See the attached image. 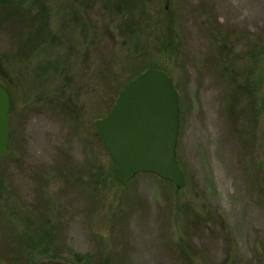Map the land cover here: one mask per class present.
I'll use <instances>...</instances> for the list:
<instances>
[{
	"label": "rangeland",
	"instance_id": "1",
	"mask_svg": "<svg viewBox=\"0 0 264 264\" xmlns=\"http://www.w3.org/2000/svg\"><path fill=\"white\" fill-rule=\"evenodd\" d=\"M19 1L0 264H264V0ZM150 70L179 94L181 190L120 185L95 127Z\"/></svg>",
	"mask_w": 264,
	"mask_h": 264
},
{
	"label": "water",
	"instance_id": "2",
	"mask_svg": "<svg viewBox=\"0 0 264 264\" xmlns=\"http://www.w3.org/2000/svg\"><path fill=\"white\" fill-rule=\"evenodd\" d=\"M10 107V97L0 86V160L9 149ZM179 116V94L173 81L161 71L150 70L121 92L107 117L95 122L120 185L149 173L179 190L185 188L176 151Z\"/></svg>",
	"mask_w": 264,
	"mask_h": 264
},
{
	"label": "trees",
	"instance_id": "3",
	"mask_svg": "<svg viewBox=\"0 0 264 264\" xmlns=\"http://www.w3.org/2000/svg\"><path fill=\"white\" fill-rule=\"evenodd\" d=\"M22 8H25V6L22 5V2L19 0H0V14L5 12L3 14V16H9V17L11 15L16 16V14H14V10L18 9V11H20V9H22ZM17 13H19V12H17ZM1 18H3V17H1ZM45 27H46V20H44V22H43V28L45 29ZM260 50H261L262 54L264 55V49H260ZM233 264H238V263L236 261H234Z\"/></svg>",
	"mask_w": 264,
	"mask_h": 264
}]
</instances>
